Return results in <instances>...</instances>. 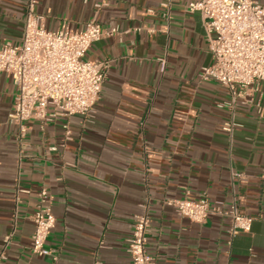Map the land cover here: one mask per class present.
Here are the masks:
<instances>
[{
  "label": "crops",
  "instance_id": "crops-1",
  "mask_svg": "<svg viewBox=\"0 0 264 264\" xmlns=\"http://www.w3.org/2000/svg\"><path fill=\"white\" fill-rule=\"evenodd\" d=\"M191 1L167 10L161 0H37L48 30L93 21L119 34L86 54L111 62L90 116L30 120L21 144L7 117L16 88L0 74V264H131L128 239L144 205L156 264H264V83L260 113L219 107L225 89L198 77L213 60ZM26 5L0 0V45L20 42ZM231 119L230 135L222 127ZM42 188L56 219L46 257L30 251ZM183 197L224 212L235 205L254 218L251 231L231 237L217 214L202 224L181 218L168 202Z\"/></svg>",
  "mask_w": 264,
  "mask_h": 264
},
{
  "label": "built area",
  "instance_id": "built-area-1",
  "mask_svg": "<svg viewBox=\"0 0 264 264\" xmlns=\"http://www.w3.org/2000/svg\"><path fill=\"white\" fill-rule=\"evenodd\" d=\"M36 5L37 0H27L20 42L0 45V74L9 77L16 88L7 117L17 127L18 144L23 142L28 131L26 122L30 120L44 123L56 116L66 119L90 116L111 62H92L86 54L103 36L119 34L117 28L107 30L93 21H88L80 32L68 27L48 30L36 13ZM161 6L169 10L171 0H161ZM186 10L200 15L213 60L210 66L200 70L199 80L215 81L225 89L228 100L219 107L233 114L239 102L260 113L262 106L256 93L264 83V6L256 0H195L187 4ZM160 62L163 71L164 58ZM234 126L231 119L222 131L231 135ZM63 129L68 138L67 125ZM37 198V206L30 216L33 224L30 251L46 257L51 255L45 245L56 219L44 188ZM168 204L178 216L197 224L204 223L211 214L227 217L231 237L249 233L254 221L241 215L235 205L227 212L211 208L205 197L196 201L183 197ZM149 226L148 207L144 205L142 212L134 216L128 239L131 264H156L146 248ZM5 242H9V237Z\"/></svg>",
  "mask_w": 264,
  "mask_h": 264
}]
</instances>
